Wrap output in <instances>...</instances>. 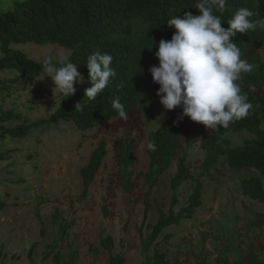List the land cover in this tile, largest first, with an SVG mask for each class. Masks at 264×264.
<instances>
[{
    "label": "trees",
    "instance_id": "1",
    "mask_svg": "<svg viewBox=\"0 0 264 264\" xmlns=\"http://www.w3.org/2000/svg\"><path fill=\"white\" fill-rule=\"evenodd\" d=\"M199 0H16L9 11H0V70L12 69L17 76L0 80V89L7 91L11 86L25 79L33 81L44 69L43 60L35 61L11 44L31 42L38 45L57 44L70 51L69 59L78 66V71L86 81L81 92L62 96L52 116L32 122H22L8 126L21 118L14 109H0V139L7 136L23 139L29 132L42 126H50L56 120L73 122L76 129L87 131L99 126L111 127L113 131L125 123L143 121L146 124L154 121L157 127L149 132L148 142L156 144V150L146 148L148 166L138 172L133 171L136 162V142L133 137H122L114 142L113 150L118 165L117 182L128 194L141 181L145 187L144 221L149 212L147 198L159 182L162 174L177 157L183 144L191 147L201 139L204 159L201 172L194 176L187 156L183 154L176 165V172L169 180L171 202L168 211L159 208L158 218L154 224L148 223V232L141 238L143 264H172L165 253L157 248V239L171 225H179L183 220L193 216L201 206L203 176L215 169L219 162L225 160L232 169H255L264 175V61L257 51L264 47V28L257 27L246 34L238 33L234 43L241 49L242 59L253 65L250 72L242 73L241 94L247 96L253 105L250 114L231 123L228 128L211 130L198 123L196 128L185 134L188 117L182 116V108L165 110L154 117L153 108L159 102L156 92L159 85L154 83L148 69L158 65L154 53L161 39L170 40L175 32L168 26V19L182 17L185 12L198 15L195 5ZM248 7L257 12L253 21L264 18V0H228L226 9L215 11L221 16L222 27L227 28L228 21L235 11ZM108 53L113 57L112 67L117 76L113 78L104 91L94 101L84 97V91L90 87L86 66L87 57L95 52ZM120 97L128 119L119 118L112 107V100ZM32 102L34 99H31ZM80 102L84 110L74 106ZM161 105V104H160ZM119 128L116 126L120 125ZM211 130V134L207 132ZM248 132L252 136L241 144L232 145L227 137L231 133ZM147 142V143H148ZM11 151L0 152V161L7 160ZM107 154L104 140L97 142L91 150L86 164L81 167L82 197H87L90 186L101 168ZM192 180L194 186L187 204L177 212L174 208L179 203V190L182 185ZM241 193L258 204H264V183L260 176L254 175L238 179ZM3 204L0 202V207ZM264 218L257 217L254 225H262ZM53 224L58 232L48 245L46 256L52 254L54 264H75L77 252L63 254L57 251V245L63 241L70 222L60 218L58 210L53 214ZM165 234V240L171 238ZM156 244V245H155ZM155 247L151 250V247ZM100 247L108 253V264H125L121 253L114 254V240L111 236L103 237ZM221 264H229L226 256H220ZM235 264H263L254 250L247 252Z\"/></svg>",
    "mask_w": 264,
    "mask_h": 264
},
{
    "label": "rangeland",
    "instance_id": "2",
    "mask_svg": "<svg viewBox=\"0 0 264 264\" xmlns=\"http://www.w3.org/2000/svg\"><path fill=\"white\" fill-rule=\"evenodd\" d=\"M15 1L0 0V11L11 10ZM11 47L35 61L49 55L70 54L57 44L27 42L11 44ZM257 53L264 61V47ZM2 54L0 49V57ZM39 75L33 81L20 79L7 91L0 89V109H14L21 116L19 120L8 122V126L53 115L63 95L54 89L51 77L37 81ZM15 76V70H0V80ZM85 84V79L75 84L76 92H81ZM163 112L165 109L157 103L153 108L154 117ZM197 124L187 118L185 134L192 132ZM156 127L155 120L149 124L130 121L119 131L107 126L80 131L73 122L56 120L50 126L33 129L23 139L10 136L0 139V152L11 151L7 160L0 161V202L3 204L0 207V264H54L52 254H45L58 232L53 224L56 210L60 218L70 222L56 250L63 254L76 251L75 264H108L109 255L100 247L101 239L106 236L113 238V253L123 254L125 264H143L142 235L147 234L148 223L157 221L159 208L165 211L170 208L169 180L176 172L179 158L186 154L194 176L201 172L204 159L201 139L189 148L183 144L147 198L149 212L144 221L146 189L141 181L130 194L119 186L113 145L122 137H133L136 162L132 169L134 172L144 170L148 166V135ZM251 136L240 132L227 137L234 146ZM100 140L106 142L107 154L84 198L79 171ZM254 175L260 176L264 183V175L255 169H232L225 160L219 162L202 177L201 206L191 218L167 227L156 241L157 248L172 264H221L220 256H226L229 264H235L250 250H254L264 264V222L260 226L252 224L257 217L264 218V204L244 196L238 184L239 178ZM193 186L192 180L182 185L175 212L187 204ZM165 234L172 236L165 240Z\"/></svg>",
    "mask_w": 264,
    "mask_h": 264
},
{
    "label": "clouds",
    "instance_id": "3",
    "mask_svg": "<svg viewBox=\"0 0 264 264\" xmlns=\"http://www.w3.org/2000/svg\"><path fill=\"white\" fill-rule=\"evenodd\" d=\"M227 3L228 0H199L195 5L198 15L185 12L182 17L168 19V26L175 32L170 40L159 41L154 53L158 65L148 69L153 82L159 85L156 95L165 110L180 107L182 116L211 130L228 128L250 114L253 105L241 94L237 82L242 73L252 71L253 65L242 59L241 49L233 41L238 33L264 28V18L253 21L251 18L258 13L248 7L235 11L228 27H222L221 16L214 12L225 10ZM112 61L110 54L100 51L87 57L85 67L91 86L85 89L84 97L89 101H94L117 76ZM42 63L44 70L36 80L51 77L54 89L63 96L74 95V85L84 80L78 66L66 55H49ZM74 107L84 110L80 102ZM112 107L119 118L128 119L119 96L112 100ZM146 148L155 151L156 144L149 141Z\"/></svg>",
    "mask_w": 264,
    "mask_h": 264
}]
</instances>
